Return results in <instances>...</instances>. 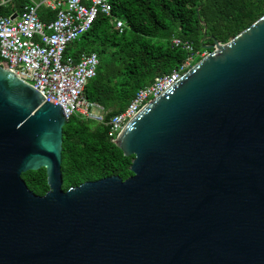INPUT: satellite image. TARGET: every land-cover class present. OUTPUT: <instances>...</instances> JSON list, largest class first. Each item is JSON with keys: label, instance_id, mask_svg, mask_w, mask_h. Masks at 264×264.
<instances>
[{"label": "water", "instance_id": "obj_1", "mask_svg": "<svg viewBox=\"0 0 264 264\" xmlns=\"http://www.w3.org/2000/svg\"><path fill=\"white\" fill-rule=\"evenodd\" d=\"M203 47L114 138L133 174L67 190L63 107L0 65V264H264V15Z\"/></svg>", "mask_w": 264, "mask_h": 264}, {"label": "trees", "instance_id": "obj_2", "mask_svg": "<svg viewBox=\"0 0 264 264\" xmlns=\"http://www.w3.org/2000/svg\"><path fill=\"white\" fill-rule=\"evenodd\" d=\"M110 2L112 15L100 13L90 30L65 51V55L76 60L85 53H98L97 74L88 81L84 92L89 100L105 108L106 120L123 111L137 91L151 84L156 76L171 72L186 60L189 52L175 46L172 39L181 38L192 43L195 49L205 50L203 44L212 43L213 37L227 42L264 15V0ZM26 3L27 0H16L15 6L21 9ZM12 10L0 8V15ZM55 14L45 6L39 9L44 22ZM114 17L126 22L123 32L116 29ZM205 28L208 38L202 44ZM109 132L106 122L87 120L78 114L68 119L63 126L62 143L64 190L111 175L125 180L133 174L130 167L134 156H126ZM22 178L38 195H44L49 189L44 167L26 171Z\"/></svg>", "mask_w": 264, "mask_h": 264}, {"label": "built area", "instance_id": "obj_3", "mask_svg": "<svg viewBox=\"0 0 264 264\" xmlns=\"http://www.w3.org/2000/svg\"><path fill=\"white\" fill-rule=\"evenodd\" d=\"M16 0H0V8L11 13L0 15V65L10 69L45 95V100L60 104L66 117H81L106 122L114 138L126 123L148 102L175 84L181 76L210 51L197 50L181 38L172 39L175 46L189 52L188 57L171 72L156 76L154 81L139 89L129 105L106 120L105 108L85 95L88 81L97 74L100 60L96 52L83 54L78 60L65 55L66 48L92 27L100 13L112 15L110 0H27L18 9ZM45 5L56 12L47 22L40 19L39 8ZM13 15H15L13 17ZM121 33L126 22L114 17Z\"/></svg>", "mask_w": 264, "mask_h": 264}, {"label": "crops", "instance_id": "obj_4", "mask_svg": "<svg viewBox=\"0 0 264 264\" xmlns=\"http://www.w3.org/2000/svg\"><path fill=\"white\" fill-rule=\"evenodd\" d=\"M41 6H45V5H41ZM40 6V7H41ZM46 7V6H45ZM47 8H49V7H47ZM40 9V8H39ZM50 9V8H49ZM51 11H54V10H52V9H50ZM54 18V17H53ZM53 18H51L50 20H52ZM50 20H48V21H50ZM47 22V21H46ZM93 52H95V51H93ZM97 53V52H96ZM98 54V53H97ZM83 55V54H82ZM98 57H99V55H98ZM99 60H100V58H99Z\"/></svg>", "mask_w": 264, "mask_h": 264}]
</instances>
